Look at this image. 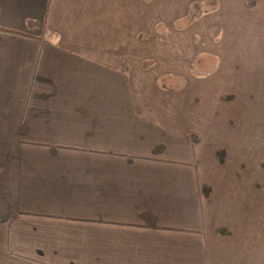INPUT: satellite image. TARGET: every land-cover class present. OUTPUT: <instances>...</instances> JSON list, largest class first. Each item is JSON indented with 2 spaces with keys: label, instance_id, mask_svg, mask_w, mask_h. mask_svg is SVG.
<instances>
[{
  "label": "crops",
  "instance_id": "0c3cea01",
  "mask_svg": "<svg viewBox=\"0 0 264 264\" xmlns=\"http://www.w3.org/2000/svg\"><path fill=\"white\" fill-rule=\"evenodd\" d=\"M0 27L31 37L0 33V264H264V0H0Z\"/></svg>",
  "mask_w": 264,
  "mask_h": 264
},
{
  "label": "trees",
  "instance_id": "16d2710c",
  "mask_svg": "<svg viewBox=\"0 0 264 264\" xmlns=\"http://www.w3.org/2000/svg\"><path fill=\"white\" fill-rule=\"evenodd\" d=\"M198 11L203 12L201 6H196V8L193 10V13L190 16H188V20L187 21H191L195 16H197L199 14ZM37 26H38V24L35 21L34 22L33 21H29L27 23V28L30 29V30L34 29V28H37ZM0 33L1 34H12V35H17V36H23L25 38L26 37L27 38H31L30 36H27V35L19 32V31L7 30V29L1 28V27H0ZM190 142H191L192 145H195L198 142L197 136H194V135L191 136Z\"/></svg>",
  "mask_w": 264,
  "mask_h": 264
},
{
  "label": "rangeland",
  "instance_id": "374dc122",
  "mask_svg": "<svg viewBox=\"0 0 264 264\" xmlns=\"http://www.w3.org/2000/svg\"><path fill=\"white\" fill-rule=\"evenodd\" d=\"M202 4V3H201ZM209 5V4H208ZM208 5L207 6H204L203 4H202V6H201V8H202V11L203 12H205V11H208V10H210L212 7H213V4L212 3H210V5H209V7H208ZM196 8V6L194 7V8H192L191 10H190V12L188 13V15L185 17L186 18V20L183 22V23H185V22H189V21H187L188 20V16H190L192 13H193V10ZM199 12V14H201V13H203V12H201V11H198ZM198 14V15H199ZM197 15V16H198ZM196 17V16H195ZM194 17V18H195ZM193 18V19H194ZM192 19V20H193Z\"/></svg>",
  "mask_w": 264,
  "mask_h": 264
}]
</instances>
